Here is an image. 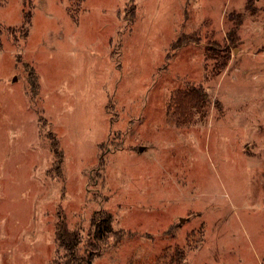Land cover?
Instances as JSON below:
<instances>
[{
    "label": "rangeland",
    "instance_id": "obj_1",
    "mask_svg": "<svg viewBox=\"0 0 264 264\" xmlns=\"http://www.w3.org/2000/svg\"><path fill=\"white\" fill-rule=\"evenodd\" d=\"M246 3L0 0V264L55 263L63 220L78 264H264V0ZM198 89L205 118L177 123L170 99Z\"/></svg>",
    "mask_w": 264,
    "mask_h": 264
},
{
    "label": "trees",
    "instance_id": "obj_2",
    "mask_svg": "<svg viewBox=\"0 0 264 264\" xmlns=\"http://www.w3.org/2000/svg\"><path fill=\"white\" fill-rule=\"evenodd\" d=\"M255 0H247L245 10L249 12L251 16L257 14V9L254 7ZM242 15L231 16V19L235 22V26L231 28L229 32L228 43L234 44L236 42V31L242 23ZM183 41L177 40L174 43V47L181 46ZM228 58L223 56L216 62L217 71H220L226 66ZM214 73L212 72V75ZM207 98L201 89L192 91L190 93L179 92L175 94L171 99L168 106V115L175 118L177 123L188 124V120H192L195 115H198L202 121L206 116L207 110ZM62 161V155L56 156L57 168ZM112 233V217L109 213L99 211L93 214L90 220V234H89V246L95 248L97 244L103 242ZM57 249L61 251V255L55 260L54 264H78L79 258L76 255V248L80 244V237L77 231L69 230L65 221L57 226L56 235L54 238ZM86 264H90L91 257H87ZM52 263V264H53Z\"/></svg>",
    "mask_w": 264,
    "mask_h": 264
},
{
    "label": "water",
    "instance_id": "obj_3",
    "mask_svg": "<svg viewBox=\"0 0 264 264\" xmlns=\"http://www.w3.org/2000/svg\"><path fill=\"white\" fill-rule=\"evenodd\" d=\"M139 151H142V149L140 148Z\"/></svg>",
    "mask_w": 264,
    "mask_h": 264
}]
</instances>
